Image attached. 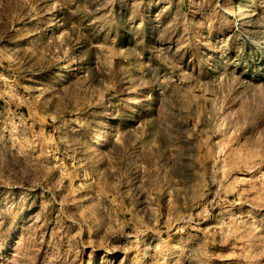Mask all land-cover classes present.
I'll use <instances>...</instances> for the list:
<instances>
[{"label": "rangeland", "instance_id": "obj_1", "mask_svg": "<svg viewBox=\"0 0 264 264\" xmlns=\"http://www.w3.org/2000/svg\"><path fill=\"white\" fill-rule=\"evenodd\" d=\"M0 264H264V0H0Z\"/></svg>", "mask_w": 264, "mask_h": 264}]
</instances>
